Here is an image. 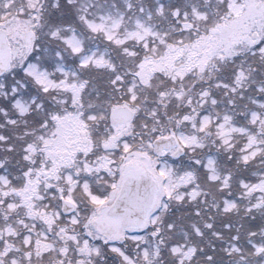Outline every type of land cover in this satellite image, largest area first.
<instances>
[{"label": "snow or ice", "instance_id": "obj_1", "mask_svg": "<svg viewBox=\"0 0 264 264\" xmlns=\"http://www.w3.org/2000/svg\"><path fill=\"white\" fill-rule=\"evenodd\" d=\"M0 264H264V0H0Z\"/></svg>", "mask_w": 264, "mask_h": 264}]
</instances>
